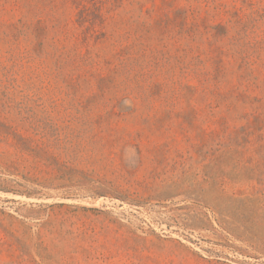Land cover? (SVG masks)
<instances>
[{
	"label": "rangeland",
	"instance_id": "rangeland-1",
	"mask_svg": "<svg viewBox=\"0 0 264 264\" xmlns=\"http://www.w3.org/2000/svg\"><path fill=\"white\" fill-rule=\"evenodd\" d=\"M0 264H264V0H0Z\"/></svg>",
	"mask_w": 264,
	"mask_h": 264
}]
</instances>
